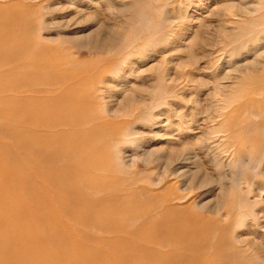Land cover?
Returning <instances> with one entry per match:
<instances>
[{"label": "rangeland", "instance_id": "obj_1", "mask_svg": "<svg viewBox=\"0 0 264 264\" xmlns=\"http://www.w3.org/2000/svg\"><path fill=\"white\" fill-rule=\"evenodd\" d=\"M2 83L0 100L81 104L72 134L103 139L100 165L61 164L122 226L88 243L177 216L264 264V0H0ZM2 109L0 139L32 128ZM133 200L145 217L118 208Z\"/></svg>", "mask_w": 264, "mask_h": 264}, {"label": "bare ground", "instance_id": "obj_2", "mask_svg": "<svg viewBox=\"0 0 264 264\" xmlns=\"http://www.w3.org/2000/svg\"><path fill=\"white\" fill-rule=\"evenodd\" d=\"M3 83L0 87L7 85ZM65 100H0L5 113L27 119L32 127L7 126L11 141L0 139V264H252L246 246L214 237L212 229L193 227L177 216L146 218L142 213L148 205L135 200L118 208L129 213L136 207L145 217L144 233L116 236L106 242L108 249L88 243L94 236L91 227L119 231L122 226L108 204L73 183L80 177L98 190L90 175L61 166L73 155L89 167L100 165L93 149L103 143L72 134L91 117L77 110L81 104L65 106ZM148 241L160 247L144 244Z\"/></svg>", "mask_w": 264, "mask_h": 264}]
</instances>
